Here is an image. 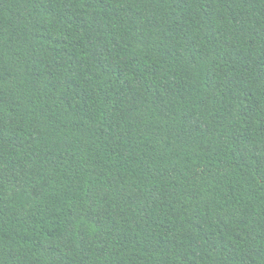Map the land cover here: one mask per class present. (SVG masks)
<instances>
[{"label":"trees","instance_id":"trees-1","mask_svg":"<svg viewBox=\"0 0 264 264\" xmlns=\"http://www.w3.org/2000/svg\"><path fill=\"white\" fill-rule=\"evenodd\" d=\"M0 264H264V0H0Z\"/></svg>","mask_w":264,"mask_h":264}]
</instances>
